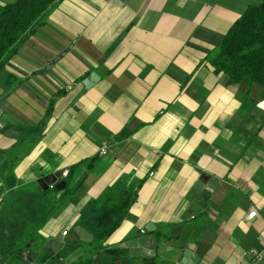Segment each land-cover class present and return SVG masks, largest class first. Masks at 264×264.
Wrapping results in <instances>:
<instances>
[{
  "label": "crops",
  "instance_id": "obj_1",
  "mask_svg": "<svg viewBox=\"0 0 264 264\" xmlns=\"http://www.w3.org/2000/svg\"><path fill=\"white\" fill-rule=\"evenodd\" d=\"M259 2L60 0L0 72V254L31 251L22 244L33 239L35 264H80L89 243L73 228L93 235L103 192L141 183L102 246L147 235L155 250L125 259L181 264L208 230L197 264H249L252 250L251 264H264V92L228 84L208 60ZM227 93L240 104L230 116ZM80 180L63 202L62 189ZM53 240L64 242L55 255Z\"/></svg>",
  "mask_w": 264,
  "mask_h": 264
},
{
  "label": "trees",
  "instance_id": "obj_2",
  "mask_svg": "<svg viewBox=\"0 0 264 264\" xmlns=\"http://www.w3.org/2000/svg\"><path fill=\"white\" fill-rule=\"evenodd\" d=\"M60 0H16L0 2V72L17 52L19 47L47 20L50 12ZM208 60L216 73L227 76L228 84L247 80L258 85L264 92V0L248 5L222 37ZM54 105L50 99L45 116L49 117ZM89 161V165L91 163ZM88 165V166H89ZM75 166L69 168L68 176ZM82 182L62 189L63 202L75 196ZM141 183L134 190L115 191L106 189L99 197L100 206L95 217L93 240L84 244L86 259L82 264L97 262L102 255L112 258V264L127 258V248L102 246V243L120 226L128 209L137 199ZM23 246L25 244H22ZM16 245L9 253L10 259L22 254ZM44 256L42 260L47 259ZM82 259V256L81 258Z\"/></svg>",
  "mask_w": 264,
  "mask_h": 264
},
{
  "label": "water",
  "instance_id": "obj_3",
  "mask_svg": "<svg viewBox=\"0 0 264 264\" xmlns=\"http://www.w3.org/2000/svg\"><path fill=\"white\" fill-rule=\"evenodd\" d=\"M16 0H0L1 3H13ZM49 67V64L48 66ZM98 80V76L94 73H92L87 80L83 82L85 87H90L92 85V82ZM67 173V170L64 171V174ZM209 179H213L210 178ZM195 188L200 190L203 194L206 196L210 195V192L205 190L203 188V182L199 181ZM199 208L197 204H193L190 209L189 213L195 215L196 210ZM146 230L151 231L152 229L146 227ZM73 232L77 235L78 240L84 243H90L93 240V235L86 231L81 226H75L73 228ZM214 239V234L212 232L206 230L204 231L201 240L196 243L194 248L185 247L182 251V258H181V264H197V262L200 260V258L205 254L207 251L209 245L212 243V240ZM33 240L30 241L32 243ZM64 246V242H61L59 240H53L49 246L51 254L55 255L62 247ZM126 248L129 253V257L131 259H136L139 257H142L144 254V251H154L156 246L155 244H149L148 243V236H138L135 238H132L131 240H128L126 242ZM25 257H28L31 261H34L36 257L38 256V252H24L22 254ZM9 254H0V264H12L8 261ZM121 264H131L129 260L124 259L120 260ZM146 264H152L151 262H146Z\"/></svg>",
  "mask_w": 264,
  "mask_h": 264
},
{
  "label": "rangeland",
  "instance_id": "obj_4",
  "mask_svg": "<svg viewBox=\"0 0 264 264\" xmlns=\"http://www.w3.org/2000/svg\"><path fill=\"white\" fill-rule=\"evenodd\" d=\"M250 1H252V0H250ZM251 3H254V2H251ZM31 240H33V239H29V240H26L25 241V247H26V249H31V252H36L35 250H37V248L39 247V245L37 243L38 241H36V242L33 241L32 243H30ZM83 247H84L83 248L84 251H85V249L88 248L86 245H84ZM84 251H83V254H82V259H80V264H82V262L86 259L85 255H84ZM18 257H22V254L20 253ZM15 260H19V258L18 259H15ZM20 260L21 261H24L23 259H20ZM26 260H27V261H25L26 264H35L37 262L36 259L34 261H31L28 257H26ZM95 263L96 262H93L92 264H95ZM107 263L108 262L107 261H104V259L102 257L97 262V264H107ZM118 264H121V263L119 262Z\"/></svg>",
  "mask_w": 264,
  "mask_h": 264
},
{
  "label": "clouds",
  "instance_id": "obj_5",
  "mask_svg": "<svg viewBox=\"0 0 264 264\" xmlns=\"http://www.w3.org/2000/svg\"><path fill=\"white\" fill-rule=\"evenodd\" d=\"M226 103H228V107L227 109L225 110V116H230L237 108H239L240 104H239V101L235 100L233 97H232V94L231 93H227V99H226ZM221 107H223V105H221ZM215 137H213L214 139ZM67 173H65L66 175ZM19 179V177H18ZM70 227V225H69ZM122 239V237H121ZM119 241H111V243L115 244V243H118Z\"/></svg>",
  "mask_w": 264,
  "mask_h": 264
},
{
  "label": "built area",
  "instance_id": "obj_6",
  "mask_svg": "<svg viewBox=\"0 0 264 264\" xmlns=\"http://www.w3.org/2000/svg\"><path fill=\"white\" fill-rule=\"evenodd\" d=\"M254 215H255V212L252 211V212H250V213L247 215V217H248V218H252ZM141 232L143 233L144 231L142 230ZM63 235H66V232H65V231L63 232ZM250 254H251V256H252V260L249 262V264H251L252 262H254V261L259 257V255H260L259 252H255V251H253V250L250 251Z\"/></svg>",
  "mask_w": 264,
  "mask_h": 264
}]
</instances>
